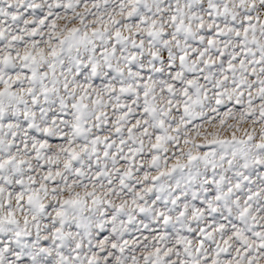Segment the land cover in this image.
I'll return each instance as SVG.
<instances>
[{
  "label": "snow or ice",
  "instance_id": "snow-or-ice-1",
  "mask_svg": "<svg viewBox=\"0 0 264 264\" xmlns=\"http://www.w3.org/2000/svg\"><path fill=\"white\" fill-rule=\"evenodd\" d=\"M0 264H264V0H0Z\"/></svg>",
  "mask_w": 264,
  "mask_h": 264
}]
</instances>
